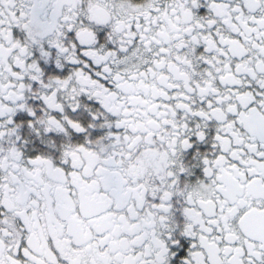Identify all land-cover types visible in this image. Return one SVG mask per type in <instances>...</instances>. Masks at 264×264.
Returning <instances> with one entry per match:
<instances>
[{"label": "snow or ice", "instance_id": "snow-or-ice-1", "mask_svg": "<svg viewBox=\"0 0 264 264\" xmlns=\"http://www.w3.org/2000/svg\"><path fill=\"white\" fill-rule=\"evenodd\" d=\"M0 264H264V0H0Z\"/></svg>", "mask_w": 264, "mask_h": 264}]
</instances>
